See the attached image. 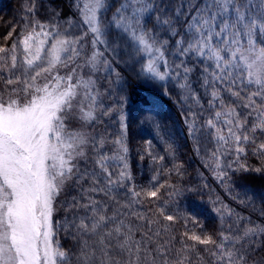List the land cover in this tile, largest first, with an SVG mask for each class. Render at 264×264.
<instances>
[{"label":"snow or ice","instance_id":"6c2138e0","mask_svg":"<svg viewBox=\"0 0 264 264\" xmlns=\"http://www.w3.org/2000/svg\"><path fill=\"white\" fill-rule=\"evenodd\" d=\"M105 7L106 0L78 5L82 24L88 29L82 37L70 38L69 32L62 33L58 26L29 21V27L10 50L0 47V60L10 52L8 72L16 77L7 83L23 85L6 98L0 95V264H65L69 254L61 250L50 218L54 201L68 185L77 189L79 196V200L73 198L70 211L74 215L68 222L69 228H75L76 264H124L115 256L122 257L125 252L130 258L128 264H140V247L133 250L131 229L121 218L125 206L113 210L114 200L95 198L100 193L108 196L109 192L125 190L121 180L128 179L127 168L124 166L113 180L110 158L103 154L105 141L98 142L95 134L83 130L99 116L108 115L103 110L94 115L103 103L93 78L98 71L97 60L103 61L105 74L115 71L120 76V52L103 38L113 28L139 55L133 63L138 78L152 83L184 81L179 86L189 93L188 134L193 139L234 140L241 145L254 142L256 132L264 135V0H181L175 10L162 8L157 0H123L110 19L102 14ZM111 7L108 5V10ZM153 13L157 14L155 23L149 28ZM164 15L168 18L161 20ZM89 33L90 56L84 43ZM108 54L111 58L104 59ZM143 54H147L146 60ZM61 68L66 75L59 74ZM196 74L198 78L192 84L189 78ZM254 86L256 90L246 96L247 103L241 101L240 105L247 116L232 108L227 113L217 111L215 119L201 122L203 113L217 106L221 92L239 98L244 89ZM208 95L211 99L206 109L202 101ZM222 115L230 119L221 121ZM219 123L228 129L227 136L214 134ZM114 143L127 151L122 139ZM86 148L98 158L93 160ZM254 151L264 155V143ZM236 152L239 155L244 148L238 146ZM211 159L218 161L216 152ZM216 167L220 168L219 163ZM230 168L226 165L220 169L221 183L229 179ZM241 170L251 169L241 166ZM153 187L144 195L159 201L167 185ZM130 195L136 200L140 197L134 189ZM166 219L173 221L174 216L167 215ZM256 231L248 229L243 236H224L219 244L211 236L192 235L188 239L214 245L215 264H246L241 254L244 241ZM259 232L264 235V228ZM135 243L140 245L142 241ZM158 254L166 257L168 253L164 250ZM133 255L135 262L131 260Z\"/></svg>","mask_w":264,"mask_h":264},{"label":"trees","instance_id":"16d2710c","mask_svg":"<svg viewBox=\"0 0 264 264\" xmlns=\"http://www.w3.org/2000/svg\"><path fill=\"white\" fill-rule=\"evenodd\" d=\"M157 2L161 3L162 8L175 10L181 0ZM122 3L123 0H106L105 9L101 10L103 16L110 19ZM78 5L83 6L82 0H0V47L10 50L13 42L29 27V21L58 26L62 33L69 32L70 38L84 36L88 29L82 24ZM108 5L112 6L111 10H108ZM156 15L153 13L149 18V28L155 23ZM167 18L168 15L161 16V20ZM9 33H12L11 37ZM103 38L120 52L117 60L120 76L118 78L115 71L105 74L103 61L97 60L98 71L93 78L96 92L103 103L94 115L101 110L108 112V115L99 116L91 127L83 130L95 134L98 142L105 141L103 154L110 158L108 166L114 173L113 180L124 171V166L127 168L128 179L121 180V187L125 190L109 192L108 196L100 193L95 198L114 200L113 210L125 206V215L121 218L131 229L133 250L140 247V264H215L216 257L212 255L214 245H203L188 237L211 236L219 244L224 236H243L248 229L257 231L254 235L249 234L244 241L241 254L245 256L246 264H264V235L259 232L264 228V155L254 151L264 143V135L256 132L254 142L241 145L234 140L229 143L227 140L198 142L193 139L188 134L191 102L186 97L189 93L179 86L184 81L169 79L152 83L138 78L133 63L139 59V55L127 47L120 33L113 28ZM91 40L92 34L89 33L84 39L89 56ZM99 50L103 52V46ZM110 58V54L104 57ZM11 63L10 52L4 60H0V95L5 98L14 88L23 87L22 84L7 83L9 78L16 79L8 72ZM59 74L66 75V70L61 68ZM197 78L198 74L190 76L189 80L195 84ZM43 82L39 81L41 84ZM196 87L199 85L196 84ZM255 90V86L244 89L239 98L221 92L216 100L217 106L211 112L205 111L201 122L215 119L217 111L227 113L232 108L247 116L248 113L240 106L241 101L247 103V94ZM200 94L204 95L202 89ZM209 99L210 95L202 101L206 109ZM257 104L261 105V101L257 100ZM254 118L253 115V120L248 122L249 128ZM219 119L224 121L230 117L222 115ZM216 129L213 130L215 135L227 136L228 129L223 123L217 124ZM117 139H122L126 152L114 143ZM238 146L244 148L239 155L236 152ZM85 151L93 160L98 158L88 148ZM213 152L217 153L218 161L211 159ZM217 163L220 168L216 167ZM226 165H231L229 179L221 183L218 173ZM88 166L91 168V163ZM241 166L251 170L242 171ZM154 184L155 187L167 185L162 189L163 195L159 201L144 195L154 190ZM133 189L140 193L138 200L130 195ZM174 191L176 194L173 195ZM74 197L79 200L78 190L71 185L66 186L54 201L51 217L55 238L61 250L69 254L67 261L75 258L78 249L75 228L68 227L74 215L70 211ZM167 215H173L174 220L168 221ZM138 241H142V244L137 245L135 242ZM228 247L231 248V245ZM164 250L168 253L166 257L158 254V251ZM131 260L135 262L136 256L133 255Z\"/></svg>","mask_w":264,"mask_h":264},{"label":"rangeland","instance_id":"374dc122","mask_svg":"<svg viewBox=\"0 0 264 264\" xmlns=\"http://www.w3.org/2000/svg\"><path fill=\"white\" fill-rule=\"evenodd\" d=\"M88 2H89V0H82L83 4L88 3ZM143 55L145 56V60H146L147 59V54H143ZM50 223L52 225L51 218H50ZM115 259H117V260H121L122 259L124 261V264H128V261H129L130 258L127 255V253L125 252L122 257L119 256V255L115 256ZM65 264H76V259L73 258L71 261H67L66 260Z\"/></svg>","mask_w":264,"mask_h":264}]
</instances>
